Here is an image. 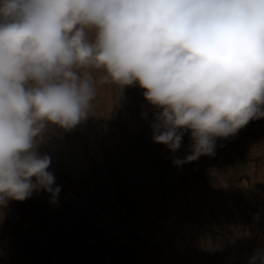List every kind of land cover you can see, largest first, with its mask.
Here are the masks:
<instances>
[{
	"label": "clouds",
	"instance_id": "clouds-1",
	"mask_svg": "<svg viewBox=\"0 0 264 264\" xmlns=\"http://www.w3.org/2000/svg\"><path fill=\"white\" fill-rule=\"evenodd\" d=\"M133 84L153 142L175 154L188 135L175 166L213 156L264 118V0H0V217L34 192L58 204L49 126L74 129L100 88Z\"/></svg>",
	"mask_w": 264,
	"mask_h": 264
},
{
	"label": "rangeland",
	"instance_id": "rangeland-1",
	"mask_svg": "<svg viewBox=\"0 0 264 264\" xmlns=\"http://www.w3.org/2000/svg\"><path fill=\"white\" fill-rule=\"evenodd\" d=\"M143 92L102 87L95 115L49 126L58 204L43 191L9 202L0 264H249L264 249V118L177 167L189 137L175 154L153 142Z\"/></svg>",
	"mask_w": 264,
	"mask_h": 264
}]
</instances>
